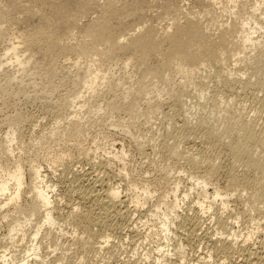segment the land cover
<instances>
[{"label": "rangeland", "instance_id": "obj_1", "mask_svg": "<svg viewBox=\"0 0 264 264\" xmlns=\"http://www.w3.org/2000/svg\"><path fill=\"white\" fill-rule=\"evenodd\" d=\"M10 1H14L13 3H17L18 6L20 2L29 4L22 0H0V13L8 12L7 2L10 3ZM38 1L45 3L47 0H31L32 9H37L40 5ZM76 1L73 0V4H76L74 3ZM89 1L93 4L88 8L89 13L87 11L88 14L77 15L75 22L77 25L79 23L78 28L74 31L73 27L72 33H69V36L67 33L65 35L67 37L63 36L60 39L62 43L59 41V44L66 47V50L62 47L63 50L52 52L51 55L42 58L40 63L30 59L31 49L25 47L28 38L21 34L17 27L21 19H16V17L21 16L22 18L24 14L23 12H19L22 15L18 13L21 9L10 11L7 15L4 14L6 18L0 15V173L2 174V169H12L15 162H19L23 169L25 168L27 187L25 186L24 190L29 191L31 188L29 166L33 162L39 163L44 173L48 175V180L56 185L52 193L54 201L51 206H53L52 212L56 224H59H55L54 227L46 224L42 226L43 230L38 235V240L36 239L40 242V249L39 252L35 251L40 257L36 258L31 251L34 244L29 241L31 238L28 235L27 239L21 241V234L24 232L27 235L35 221L36 224H42V214L33 216L31 225L25 226L11 242L7 227L10 224L12 205L3 207V210L1 208L0 254L6 250L5 253L9 254L12 260L17 258L14 263L8 260V264H21L24 259L28 261V264H56L57 262L60 264H154L153 256L161 258L162 254L170 248L172 256L166 264H172V262L173 264H221L223 261L225 264H264V187L260 183L264 172L262 167L255 166L253 161L243 163L242 156L231 152L228 148L235 139L243 137L246 141L244 144H248L247 146L254 150L255 158L264 161V54L261 53H264V49L247 47L246 50L243 49L242 54H236V57V44H242V40L241 37L238 40L240 36L238 32L231 31L233 33L228 34L227 40H237L239 43L236 42L233 46L235 49L233 56L231 55L233 50L227 53L230 60L225 57L224 63L211 62L207 68L201 65L192 66L194 71L191 76L192 80L185 85L181 84L182 78L176 71L175 77L171 75L174 72L169 67L170 73L168 69L164 71L174 77V83L171 82V86L169 84L163 93L156 94L151 85L152 81L162 85V80L157 78L160 79L159 81L151 76L152 79L149 76L145 79L143 76L146 80L145 86L142 82L143 78H139L140 75L142 76L140 73L142 69L134 58L133 62L130 60L129 64H126L128 56L122 54L100 66L101 62L97 61L98 56L93 57L91 53L94 58L91 57L90 59H93L91 61L88 57L86 59L80 55L76 46L78 42L85 39L83 30L87 27L86 25H89L91 21H96L98 17L101 18V15L106 16L105 5L108 0ZM143 1L145 6L140 8V12L137 11L135 16L130 15L129 17V14H124L122 18H114L113 21L111 19V23L118 22L121 25L124 23L123 26L127 25L124 31L125 36H120L122 42H126L131 36L130 33H137L141 30L140 23L142 22H138L139 19L145 20L149 29L154 27L153 33L158 30L157 35L163 38L165 30L166 32L173 31L174 26L171 25L173 20L184 22L188 15L186 13H189L187 16L189 18H197L205 23L207 21L206 26L210 30L208 35L211 34L213 40L214 37L218 38L216 36L218 32L223 31L221 30L223 27H219L221 24L224 27L231 25L230 27L234 29L233 24L237 26L240 19L247 17L246 9L250 10L246 8L243 12L241 9L243 14L241 12L233 14L230 11L228 13L226 7L231 4L227 5L226 0L225 2L222 0L224 3L221 1L220 4L215 5L214 9L220 10L221 13L216 12L222 15L224 12H222V7L226 4L224 7L226 13L224 12L225 16L219 14L218 19L219 15L213 11L214 9L212 15H203L205 14L204 8L200 7L201 3L204 4L201 2L203 0H199L200 2L175 0L177 6L182 8L184 5L183 8L186 7L188 11L185 13L186 16L183 14L184 17L182 15L176 17V12V14L170 12L165 15L164 8H160L163 7L162 3L165 6L169 0ZM36 2L39 4L37 5ZM121 2L130 4V0H121ZM121 4L119 7L124 6ZM218 6L220 9L217 8ZM48 7L49 5L45 8L47 11L50 9ZM182 10L186 11L185 8ZM137 14L138 17H136ZM213 15H217V18ZM230 16H233L232 19ZM2 18L6 21L5 19L4 22L1 21ZM12 18L17 21V25L14 24L16 21ZM133 19H136V22L132 21ZM234 21L236 23H231ZM146 24L142 28H147ZM130 25L134 27L131 26L128 32ZM169 26H172V29ZM53 28L56 29L54 26L49 31L52 32ZM165 43L163 41L164 48L167 46ZM239 47L237 49H240ZM73 49L74 51H71ZM13 53L19 55L18 66H14L16 56ZM245 54L252 55V62L244 61L246 60ZM150 57L152 60H147L149 61L146 62L147 68H152L150 69L152 71L161 69L159 72L157 70V74L163 73L164 65L161 55ZM159 57L162 60L158 59ZM237 58L240 60L235 62ZM19 60L28 61L26 62L27 67L26 63L25 65L20 64ZM51 64L55 69L52 72L47 69ZM154 65L156 69L153 70ZM187 66L183 64L182 67ZM97 67L101 68L98 74L100 78H97V83L92 84L90 88L91 82L88 81L93 78V72H97ZM228 70L232 72L231 77H228ZM102 76L105 78L102 79ZM80 78L83 80L85 78L87 81H82ZM138 78L145 87L140 82L139 87H136L140 81ZM226 78L228 80L231 78L228 84L231 87L227 85ZM87 85L88 88L85 87ZM199 88L203 89V98H200ZM136 89L140 93L142 90L148 93L142 92L141 97L140 95L135 96L133 90ZM127 90L132 98L135 97L133 99L135 102H132L133 100L131 101V97L127 94L130 99L128 97H126L127 100L125 99ZM178 96L183 98L182 100H187L186 104L177 102L179 101ZM189 99L192 103L196 102L194 107L189 104ZM128 100L131 101L132 106L134 105L133 107ZM126 101L128 104H125ZM84 102L86 107L82 106ZM123 103L125 109H128H126L127 112L124 110ZM115 104L120 105L121 108ZM128 106L131 108L129 109ZM113 107L117 111L108 112L109 108L111 111ZM74 121L79 122L82 132L75 133V135L63 132V129ZM11 128L16 130V141L12 142V155L6 151L8 144L5 140L6 132ZM209 129L214 130L213 135L207 133ZM251 129L253 132L250 134L246 132ZM68 134H73V136H68ZM197 178L204 179L209 184L207 186L209 193L214 190L220 191L223 199L227 200L226 207H222L221 200L217 198L211 209L206 211L208 203L204 202L200 195ZM175 183L179 186L180 199L183 195L187 197L180 203V207L177 208L178 212H175L176 215L171 216L170 234H162L159 230L160 221L154 219L150 211L155 209V204L159 203L158 200L170 193ZM112 186H118L121 192L120 200L113 205L109 203L110 201H105L107 200L106 192ZM146 186L151 193H154L141 206L135 202L134 198L140 194L141 188L143 190ZM23 195L22 201L19 200L20 206H24L29 200V195ZM171 199V197L168 198V201ZM1 201L3 197L0 196ZM200 201L206 204L204 208L199 206ZM162 209L166 210L163 206ZM222 222L223 225L220 224ZM225 222L229 223L224 225ZM58 226L63 231L60 232ZM232 232L237 235L236 245H233L234 242L231 243L230 234ZM247 236L249 239L243 246L242 242ZM180 243L183 245V250L176 252L174 248L180 247ZM158 246L166 250L158 254L155 251ZM145 252L150 253L148 255L152 259L145 261ZM249 252L252 254L249 255ZM209 253L212 254V258L207 261V257L204 256ZM180 254L184 257L183 261L180 260L182 258Z\"/></svg>", "mask_w": 264, "mask_h": 264}, {"label": "bare ground", "instance_id": "obj_2", "mask_svg": "<svg viewBox=\"0 0 264 264\" xmlns=\"http://www.w3.org/2000/svg\"><path fill=\"white\" fill-rule=\"evenodd\" d=\"M19 1H21V0H19ZM22 1H25V2H27L29 4H24L23 2H20V4H19L20 6H18L17 3L16 4L13 3L14 1H10V3L7 2L9 4L7 6V8L9 9L8 10L9 13H10V11H15L16 9L17 10L18 9H21V11L18 10V13L19 12H23L24 13L23 16H22V18H21V16L18 17V18L16 17V19H19V20L21 19L20 21H18V26L17 27L20 29V31H21L20 33L23 34L24 36H26L28 38L26 40L28 42H27V45L25 47L31 49L32 51L31 50L29 51V49H28V51L31 52V53H30V55L28 54L29 52L27 54L29 55L30 59H32V60L34 59L33 61L36 62V63H38V62L40 63V60L42 58H45V57L51 55L52 52H54V51H58L59 52V51L63 50L62 47L65 48L64 50H66V47H64V46H62V45L59 44V41H60V43H62L60 39L63 36H65L67 33H68V36H69V33H72L71 32L72 31L71 29L73 27H74L73 30L75 28H78L79 23L77 25V23L75 22V21H77V15L78 14L87 13V11L89 10L88 9L89 6L93 5V4H90L91 1H89V0L88 1L90 3L87 0H78V1L75 0L76 2H74V3H76V4H73V0H47V1L45 0L46 1L45 3H44V1L42 2L40 0L41 2L38 1L40 3V5H38L39 3L36 2L37 5H38L37 6V9H32L31 4H30L31 3V0H22ZM120 1L121 0H108L107 3H106V5H105V13H106V16L104 17V16L101 15V18L98 17L99 19H96V21H94V22L91 21V23H89V25L88 24L86 25L87 27H85V25H84L85 28L82 27V28H84L83 31H84V37H85V39L81 40L80 42H78L76 40L78 42V45L76 46V48H77L78 52L80 53V55L86 57V59H88V58L90 59L92 57L91 56V53L93 54V57H94V55L96 57L98 56L99 58L97 59V61L99 60L101 62L100 63L101 65L99 64L100 66H102L103 63H106L107 64L108 63L107 61H110V60L112 61V59L115 56L122 55V54L125 55L126 57L128 56V58H126V61H127L126 64H129V61L130 60L132 61V59L134 58L138 62L137 64L139 65L140 69H142L141 72H140V73H142V76L140 75L139 78L140 79L143 78V80H144V81H142L143 84H145L144 82L146 81L145 79H146L147 76H149V78H151V77L154 78V79L155 78L156 79L157 78H160L162 80V82H161L162 85H158L157 83H153V81H152V84L151 85L153 86V89L156 91V94L163 93L164 89L169 84L171 86V82H173V78L175 77V75H177V74H175V71L182 78L181 84L185 85V84L190 83L191 80H192L191 79V76L194 74V71L191 68L192 66H199V65H201L204 68H207L211 64V62L214 63L215 61H217L219 63L220 62L224 63L223 61L226 59L225 57H227V59L230 60V58H228V56H227L228 55L227 53L230 52L231 50H233V51H231V52H233V53H231V55L234 54V52H235L234 50L235 49H233V46L237 42V40H234V41H228L227 40L228 39V37H227L228 34L232 35V33H233L231 31L238 32L237 34H240L239 37L237 36L239 38L238 40H240V37H241V40H242L241 41L242 44L241 43H240V45L239 44H236L237 47H239L241 45L242 46L239 47L240 49H237V47H236L235 56H236V54L237 55L242 54L243 49H245L247 47L250 48V49H255V48H259V49H262V50L264 49V0H226V4L227 5L231 4L229 6L230 8L229 7H226L228 13L230 11V13H233V14H240V12L242 11L241 9H243V12L245 11L246 8H249L250 10L246 9L248 15H247V17H243L242 19H240L241 20V21H239L240 24H239V22H237L238 23L237 26H236V24H233V27H234V29L236 28V30H234L232 27H230L231 26L230 23H229V25H230L229 27L227 25H225V27H224V26H222L223 24H221L219 27H223V29H221V28H219V29H221L223 31L222 32H218V35H216V36H218V38L216 37L217 39H215V37H214L213 40L211 39V37H213V36L211 34L208 35L210 33L209 32L210 30L206 26L207 25V21L205 23L202 20H199L197 18H189V17H187L189 15V13H186V12H188L187 9H186V7H184L185 10H186L185 12H183L184 10H182V9H184L183 8L184 5L181 4L182 5V8H181V6L180 7H179V5L177 6V2L175 0H173V1H175L174 3H176V5L174 3H172L173 2L172 0L171 1L169 0V2L167 4H165V6L162 3L161 6L163 5V7H160V8H162V9L164 8L165 15H167L166 13H170L171 12L173 14H176L177 13L176 14V17H177V15H179L178 17H180V15H182L184 17V15L186 16V14H188L185 17L186 19H185L184 22L180 23L179 21H176V20L174 21L173 20V23L172 24L170 23V24L172 26H174V29H172V26L171 27L169 26L170 29H172L173 31L170 32L168 30V28H169L168 27L167 30L170 33H168V31L166 32V30H165L164 31V36L162 35L163 38H160V36H158L159 34L157 35V33H158L157 31L158 30H156V32H157V33L155 32L156 34L153 33L154 32V30H153L154 27L153 28L150 27V29H149L148 26H147L148 24H146L147 22L146 23L144 22L145 20H141V19L138 20V18H137L138 22L139 21L142 22V24L140 23V25H142V27H144L143 25L146 24V27L147 28H142L141 27V30H138L137 29L138 30L137 33H133V34L130 33L131 36L129 35L130 37L127 38L126 42H122L123 40L121 41L120 38L122 36H125L124 35L125 34L124 31H125V29H127V28H125V27H127V25L126 26H123L124 23L121 25L118 22L117 23H111V19H112V21H113L114 18L119 19L124 14H129V17H130V15L133 16L134 14L137 13V11L140 12V8H142L143 6H145V5H143L145 3H143L144 2L143 0H136L135 2L133 0H130V4H128L127 2L126 3L125 2H123V3L121 2L122 3L121 4ZM165 1H167V0H165ZM200 1L197 0L196 2H200ZM221 1L222 0H203V1H201V2H204V4L201 3L204 7H202V5L200 4V7L201 8H204V10L203 9L202 10H203V12H205V14L202 12L203 15H206V14L210 15L211 13L213 14V11H215V12L218 11L219 12L220 10H218V9L216 10L214 8L216 7L215 5L218 4V3L220 4ZM145 2H147V0H145ZM224 2H225V0H224ZM93 3H95V2H93ZM47 4L50 7V9H48V11H47V9H45L46 6H48ZM119 4L124 5V6H120L119 7ZM148 5L146 7H148ZM225 5L223 7L222 6L221 7L223 8L222 12L224 11L226 13V11H225L226 9L224 8ZM194 6H196V5H194ZM92 8L90 10H92ZM217 8H219V6ZM4 12H6V11H4ZM218 12H216V13L218 14ZM224 12L221 15L220 14L221 11H220L219 14L221 16H223L224 15ZM243 12H241V14H243ZM2 13H0V15H3L2 17H5L6 18V16H4L5 13H3V14ZM7 13L5 15H7ZM88 13H89V11H88ZM216 13H214V14H216ZM19 14L22 15V13H19ZM138 14L136 15V17H138ZM160 14H161V12H160ZM173 14H171V15H173ZM220 15L218 16V19L220 18ZM213 16H215V15H213ZM238 16H240V15H238ZM12 17H15V16H12ZM160 17L163 18V16H160ZM230 17L232 19L233 16H230ZM5 18H2L1 21H3ZM9 18H11V17H9ZM215 18H217V15L215 16ZM235 18L236 17H234V19ZM12 19L14 20V18H12ZM135 20L136 19H133L132 21H135ZM236 20L238 21L239 19H236ZM4 21H6V19ZM14 21H16V20H14ZM227 21H228V19H227ZM135 22H134V24H135ZM143 22L145 24H143ZM231 23H236V21L231 22ZM14 24L17 25V21ZM226 24H227V22H226ZM54 26L56 27V29L53 28L54 30L52 32H50L51 31V28L54 27ZM131 26H133V25H130L129 26L128 32H129V29L131 28ZM123 28H124V30H123ZM210 28H211V26H210ZM68 30H69V32H68ZM80 30L82 31V29H80ZM126 32H127V30H126ZM77 33H79V32L77 31ZM230 35H229V37H230ZM65 37H67V36H65ZM157 37H159L158 38L159 41H158V39H156ZM237 37H236V39H237ZM233 38H235V37H233ZM233 38L231 40H233ZM15 39H16V37H15ZM160 39H162V41ZM163 41H164V43L166 42L165 44H167V46H165L166 48L163 47L164 45L162 46ZM237 43H239V42H237ZM14 47H16V46H14ZM67 47H68V45H67ZM59 48H61V49H59ZM13 50H16V49H13ZM10 51H12V50H10ZM16 51H19V50H16ZM69 51H70V49H69ZM71 51H74V49L71 50ZM5 52H6V50H5ZM14 53H16V52H14ZM261 53H262V55L264 54L263 52H261ZM25 54H26V52H25ZM246 54L244 55L245 57L243 56L246 59L244 61H251L252 58H253V57H251L252 55L251 56H249V55L247 56ZM259 54H260V52H259ZM153 55H161V57L163 59V62L162 61L161 62L164 65V67H162L164 69H162V70L163 71L164 70H167L169 67H170L169 69L172 68V71L174 72V73L173 72L172 73L174 75L173 74H171V75L174 76V77H172L169 74L170 71H171L169 69H168L169 70L168 71L169 73L167 71H164L163 73L161 72V74H157V70H158V72L161 70V69L160 70L159 69H156L157 68V64L159 62H157L156 68H155V65L152 66L153 67V70L154 69H156V70L152 71V70H150L152 68H150V69H149V67L147 68L146 62H149V61H147L148 59L151 61L152 59H150L151 58L150 56H153ZM231 55H229V56H231ZM14 56H16V59H17V60L14 59L16 61V63H15L16 65H14V66H18L17 65V63H18L17 61H18V56L19 55L14 54ZM156 57H158V56H156ZM13 58H15V57H13ZM118 58H116V59L118 60ZM239 58H240V56H239ZM80 59H82V58H80ZM93 59H90V60L92 61ZM158 59H161V58L159 57ZM240 59H238V58L235 59V62H238V60H240ZM14 60H12V61H14ZM22 61L23 60H19L20 64H24V65H25L26 62H28V61H26V62L25 61L22 62ZM9 62H10V60H9ZM89 63H91V62H89ZM27 64L28 63H26V67H27ZM33 64H35V63H33ZM106 64H105V66H106ZM183 64H187L188 66L186 68H183L182 67ZM24 65H23V67H25ZM75 66H77V65H75ZM148 66L151 67V65H149V64H148ZM19 67H20V65H19ZM32 67H34V66H32ZM158 67L160 68V64L158 65ZM74 68H76V67H74ZM136 68H138V66ZM47 69H48V71L52 72V70L54 68H53V66L51 64ZM18 70H19V68H18ZM96 70H97V72H95V73L93 72L94 75H93V78H91V81H88V82H91L90 83L91 84L90 88H92V84H94L95 82L97 83V80H98L97 78H100V76L98 74L100 73L101 68L100 67L99 68L97 67ZM46 72H47V70H46ZM107 72H108V70H107ZM22 73L24 74L23 70H22ZM48 75H49V72H48ZM242 75H244L243 72H242ZM88 76H90V75H88ZM143 76L145 77V79H144ZM231 76H232V72H231V70H228V77H231ZM104 78L105 77L102 76V79H104ZM160 79H157V80L160 81ZM230 79L231 78H229V80ZM81 80L84 81L85 78H84V80L83 79H81ZM147 80H148V78H147ZM226 80H228V78H226ZM229 80H228L227 85L230 83ZM85 81H87V80H85ZM9 82H11V81H9ZM106 82H107V80H106ZM108 82H109V79H108ZM139 82H140V84H142L141 83V80H140V81H138V83L136 82L137 83L136 87L138 86ZM143 84H142V86H144ZM96 85H98V84H96ZM113 85H115V84H113ZM179 85H180V81H179ZM145 86H146V84H145ZM176 86H177V84H176ZM228 86H230V85H228ZM85 87L88 88V85L85 86ZM109 88H111V87H109ZM112 88H114V87H112ZM132 89H134V88H132ZM146 89L149 90L147 87H146ZM129 90H127L128 93L125 92V99H126V97H128L127 95H129L131 97V99L129 97L128 98L132 101L133 99H135V97L133 96L134 98H132L131 93H129ZM139 90L141 91V88ZM139 90L138 89L133 90L134 91L133 94L135 96H139L142 92L144 93V90H142L141 93H140ZM199 90H200V88H199ZM175 91H173V92H175ZM178 92H181V91H178ZM199 92H200V96H201L200 98H203L204 97L203 89L200 90ZM145 93H148V91H145ZM152 93H154V92H152ZM15 95H16V93H15ZM89 96H91V95H89ZM174 96H177V95H174ZM139 97H141V95ZM177 98L179 100L177 102H181L182 104H186V101L187 100H182L183 98H179V96ZM177 98H176V100H177ZM130 100H128L129 102L126 101L125 104L127 102L130 104L131 103ZM148 101H150V100H148ZM85 102H84V105L82 104V106H85ZM132 102H135V101L133 100ZM189 104H192L193 107H194L196 105V102L192 103L191 100L189 99ZM153 105H154V103H153ZM79 106H81V105H79ZM115 106H120V105H116L115 104ZM123 106H124V110H126L127 108L125 109L124 103H123ZM131 106H128L129 109L131 108ZM62 107L64 108L65 106L62 105ZM106 108L107 107H105V109ZM120 108H121V106H120ZM80 109H82V108H80ZM114 110H116L115 107H113V110L111 109V111H110V108H109L108 112H112ZM127 110H126V112H127ZM66 127H67V129H66ZM66 127L64 128L65 130L63 129V132L66 131L67 133H73L74 135H75V133L76 134L80 133V131L82 130V129L80 130V124H79V122H75V121L72 122L70 125H68ZM246 132L250 134L251 132H253V129L246 130ZM67 133H66V135H67ZM207 133L213 135L214 130L209 129V131ZM73 134H68V136L69 135L70 136L71 135L73 136ZM246 139H248V138H246ZM5 140H6L7 144H8L6 146V151H8L10 155H12L13 154L12 142L16 141V130L13 129V128H11L8 132H6V139ZM245 142L246 141H245V139L243 137L242 138H237L232 143L229 144L228 148H229V150L231 152L238 153L239 155H241L242 158H243V160H242L243 163H247L248 161H253L254 162V165L257 166V167H262L263 172H264V161L260 160V158H255V156H254V154H255L254 150H252L251 147H248L247 146L248 144L245 145L246 144ZM245 146H247V147H245ZM193 161H194V159H193ZM29 167H30L29 170H28L29 171V178H30V183L29 184L31 185V188H30L29 191H27V190L25 191L24 190L25 189L24 187L26 186V183H25V170H24L25 168L23 169L22 165L19 162H15L14 167L12 169H2L1 170L2 174L0 173V196L3 197V201L0 202V209L2 208V210H3V207L8 206V205H12V209L13 210H12V213H10L11 214L10 224H8V227H7V232H9L8 237H9V239H11L10 240L11 242H12V240H14V238H16V236H18V233L19 232H22L23 231V228L25 226L31 225L30 224L31 223V218L33 216H36V215H39V214H42L43 215V216L41 215V217H42L41 220L43 219L42 220L43 221L42 224H36V221H35V224L36 225L35 224H34L35 226L33 224L31 225L33 227L30 229V232L27 235L24 234V232H22V234H21L22 235L21 241H24L25 239H27V236L29 235V237L31 238L29 241L32 244L34 243L32 245V249H31V251H33L32 254H34V257L39 258L40 256L38 257V254H36L35 251H38L40 249V245H39L40 242L37 241L38 240L37 238H38V235L40 234V232L43 230L42 229V226H45V224H46V225H49V226H53L54 227L55 224H56V220L54 219L53 212H52V207L53 206H51V205H53L52 203L54 201L53 200L52 193L54 192V190L56 188V185L54 183H52L51 181L48 180V175L46 173H44V171L42 170V166L39 163H34L33 162L32 164H30ZM197 183H198V186L200 187V191H201V194L200 195L202 196L203 201L208 203V205L206 206V204H204V202L200 201V202H198L200 207L206 206V211L210 210L213 202L217 198L221 200L222 207H226L227 200L223 199L220 191L214 190L213 192L209 193L208 192V188H207V186L209 184L204 179H200V180L198 179V182ZM260 183H262V185L264 187V173L262 174V177L260 179ZM178 187H179L178 186V183H175L174 187L171 188L170 193H168L167 195H164V197L162 199L158 200L157 202H159V203L155 204V207H154L155 209L150 211V215L154 219H157V220L160 221V227H159L160 229L159 230H160V233H162V234H164V233L170 234L169 223L170 224L172 223L171 222V216H173V215L175 216L176 215L175 212L177 211V208L180 207V203L182 202L183 199H185L187 197V195H183V197H181V199H180V197L178 195L179 194L178 193V190H179ZM130 190H132V188ZM120 193L121 192L119 191V187L118 186H112L106 192V195L105 196H107L106 197L107 200H105V201H110L109 203L113 205L116 201H119L120 200ZM153 193H151V191L148 189L147 186L143 190L141 188L140 194L138 196L136 195V197L134 198L135 199V202L137 204H139V205L142 206L143 203H145L149 198H151L153 196V195H151ZM23 194L29 195V200L27 199L28 201L25 202L24 206L23 205L20 206L19 205V200L21 199L20 202L22 201V197L24 196ZM170 197L172 199H171V201L169 200L170 201L169 202L168 201V198H170ZM226 197H227V195H226ZM102 202H104V200ZM162 206L165 207L166 210L162 209ZM20 216H22V218H20ZM3 217H7V215H3ZM21 219H23L22 222L20 221ZM223 222L220 223V224L223 225ZM83 223H85V221H83ZM226 223H229V222H225L224 225ZM31 226H29V227H31ZM58 227H60V226H58ZM222 227H220V228L222 229ZM150 228H149V230H150ZM59 229H60V232L63 231L61 229V227ZM248 236H250V235H248ZM248 236L245 237V239L243 240V242H242L243 243V246H244V244L247 243V241L249 239ZM230 238H231V243L234 242L233 245H236L235 241L237 240V235L234 232H232L230 234ZM108 239H109V237H108ZM164 239L166 240V238H164ZM106 242H108V241H106ZM182 246H183L182 243H180V247L174 248V250H176V252H178L177 250H183V247ZM164 250H166V248H163L162 246H158V249L155 250V251H156V253L160 254V253H163ZM5 252H7V251L4 250V252H2L0 254V264H8V262H7L8 260H10V263H14L15 259H17V258H14V260H12V258H10V255L9 254H6ZM28 253H29V250H28L27 254ZM148 254H150V253H148ZM148 254H146V252L144 253L145 261L147 259H150L151 258V256L148 255ZM250 254H252V253L249 252V255ZM171 256H172V252H170V248H168V250H166V252H164V254H162V257L161 258H159L158 256H156V257L153 256V259H154L153 262H154V264H166L168 262V259ZM180 256H182V254H180ZM204 257H207V259H208L207 261H209L212 258V254L209 253V254H207V256H204ZM257 257H258V255H257ZM183 259H184V257L182 256V258H180V260L183 261ZM45 262H46V260H45ZM149 263H151V262H149ZM21 264H28V261L26 259H24V260H22V263ZM56 264H60V262H57ZM172 264H173V262H172ZM206 264H208V263H206ZM221 264H225V261H223Z\"/></svg>", "mask_w": 264, "mask_h": 264}]
</instances>
